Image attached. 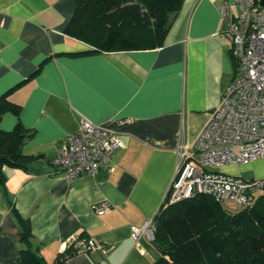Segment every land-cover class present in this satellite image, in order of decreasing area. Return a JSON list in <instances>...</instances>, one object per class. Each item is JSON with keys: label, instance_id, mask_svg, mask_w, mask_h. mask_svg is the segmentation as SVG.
<instances>
[{"label": "crops", "instance_id": "1", "mask_svg": "<svg viewBox=\"0 0 264 264\" xmlns=\"http://www.w3.org/2000/svg\"><path fill=\"white\" fill-rule=\"evenodd\" d=\"M223 2L238 14L233 0H183L156 48L80 54L91 47L65 33L76 0H0V94L9 91L20 105L19 118L32 133L22 151L38 156L26 169H3L0 264H21L23 244L11 203L29 218L31 248L48 264L79 235L103 248L77 252L68 264L157 259L153 241L143 235L133 241L130 227L142 226L159 210L180 144L189 161H197V137L232 79ZM16 118L3 113L1 129L11 130ZM81 119L117 133L121 145L97 174L66 182L52 160ZM259 160L244 164L242 176L264 178V158ZM102 201L109 207L97 214L91 206Z\"/></svg>", "mask_w": 264, "mask_h": 264}, {"label": "trees", "instance_id": "2", "mask_svg": "<svg viewBox=\"0 0 264 264\" xmlns=\"http://www.w3.org/2000/svg\"><path fill=\"white\" fill-rule=\"evenodd\" d=\"M182 3L183 0H76L65 33L91 47L80 54L156 48L163 44ZM8 94L9 91L0 94V119L7 111L17 118L11 130L0 127V185L5 182L4 167L26 169L38 158L22 151L24 139L32 133L19 118L20 105ZM11 211L20 227L21 264H48L31 248L29 218L22 217L13 203ZM153 218L152 241L159 256L151 264H264V190L251 205L236 211H229L209 195L195 193L174 203L162 202ZM76 253L70 244L51 264H68Z\"/></svg>", "mask_w": 264, "mask_h": 264}, {"label": "built area", "instance_id": "3", "mask_svg": "<svg viewBox=\"0 0 264 264\" xmlns=\"http://www.w3.org/2000/svg\"><path fill=\"white\" fill-rule=\"evenodd\" d=\"M233 2L238 14L233 15L230 4L223 2L221 15L224 29L232 37L231 55L236 68L220 103L197 137V161H189L192 156L183 144L177 147L179 161L163 199L168 204L202 193L223 205L244 208L264 190L263 178L247 179L217 171L264 158V5L261 0ZM120 145L117 133L81 119L77 130L65 136L52 164L66 182L83 175L94 176ZM91 207L102 214L109 203L102 201ZM154 231V218H150L142 226L131 225L130 238L137 241L143 235L152 240ZM70 244L77 252L103 248L91 237L79 235L64 244L61 252Z\"/></svg>", "mask_w": 264, "mask_h": 264}, {"label": "rangeland", "instance_id": "4", "mask_svg": "<svg viewBox=\"0 0 264 264\" xmlns=\"http://www.w3.org/2000/svg\"><path fill=\"white\" fill-rule=\"evenodd\" d=\"M234 9H235V11H237L238 10V7L235 6ZM251 162H253V161H251ZM251 162H250V164H247V165H251ZM255 163H258L259 164L260 163V160L257 159V162H255ZM255 163H252V165H255ZM247 165H243V164H231V165H227L225 167L218 168L217 171H222V172H225V173L242 176L241 173L244 172V170L246 169ZM261 165H263V169H264V161H261ZM223 206L226 209H228L229 211H236V210H238L240 208V207H238V206H236L234 204H231V203H226Z\"/></svg>", "mask_w": 264, "mask_h": 264}, {"label": "water", "instance_id": "5", "mask_svg": "<svg viewBox=\"0 0 264 264\" xmlns=\"http://www.w3.org/2000/svg\"><path fill=\"white\" fill-rule=\"evenodd\" d=\"M261 5H264V0H261Z\"/></svg>", "mask_w": 264, "mask_h": 264}]
</instances>
